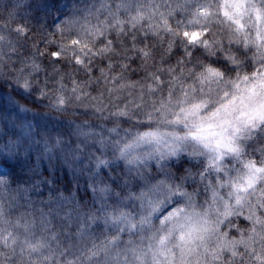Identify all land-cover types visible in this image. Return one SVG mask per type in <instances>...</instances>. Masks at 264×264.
Wrapping results in <instances>:
<instances>
[{
	"label": "clouds",
	"instance_id": "obj_1",
	"mask_svg": "<svg viewBox=\"0 0 264 264\" xmlns=\"http://www.w3.org/2000/svg\"><path fill=\"white\" fill-rule=\"evenodd\" d=\"M0 264H264V0H0Z\"/></svg>",
	"mask_w": 264,
	"mask_h": 264
}]
</instances>
